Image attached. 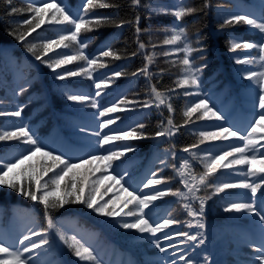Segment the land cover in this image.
Returning <instances> with one entry per match:
<instances>
[{
    "label": "trees",
    "instance_id": "1",
    "mask_svg": "<svg viewBox=\"0 0 264 264\" xmlns=\"http://www.w3.org/2000/svg\"><path fill=\"white\" fill-rule=\"evenodd\" d=\"M105 2L113 6L97 7L86 15L83 8L86 0H11V4L8 0H0V104L10 102L17 105L15 108L0 107V113H5L0 114V133L27 126L43 146V151L61 155L74 164L94 155H107L109 150L121 152L127 145L136 150L125 152L119 159L111 162V168L105 171L104 166L99 172H106L110 177L115 176L117 179L124 175L120 184L129 190L135 189L139 195H151L155 190L167 192L169 189L187 192L182 179L191 182L192 176L198 178L205 171L204 163L208 158L230 151L232 146L243 147V142L236 137L200 143L201 131H212L222 126L238 130L241 135L246 136L250 130L249 127H244L245 109L241 106L239 86L232 83L230 73L227 76L224 74L223 67L228 66L226 63L229 61L224 59V55L231 46V38H249L248 32L244 23L224 25V21L214 17V10L219 6L235 7L242 15L252 17V3L249 0H140L138 5L133 4L132 0ZM53 3L60 4L74 17L82 16L87 20L110 18L108 22L93 24L91 31L82 30L78 36V40L85 44L82 49L84 54L106 65L102 68L94 66L91 77L85 74L66 75L68 71L86 68L85 61L75 60L55 69L48 66L63 56L76 55L79 50L76 42L65 41L69 45L67 48L61 46L49 51L43 56V61L46 62L37 60L27 51L28 46L36 44V54L40 55L43 51L42 44L74 31L73 26L67 23L49 22L55 11L53 8L45 14V22L29 33V28L35 27L39 19L33 20L31 25L23 24V21L35 15L30 11L31 6L42 7L44 4ZM13 7L18 11L10 15ZM181 7L195 8L196 11L177 20L172 13ZM177 26L185 27V42L193 49L201 46L199 50L205 54L198 61H195L194 57L200 56L201 52L196 56V53H193L194 57L191 53L189 57L196 66L206 65L198 74V88L177 87V81L185 75V66L181 63L185 53L178 51L183 44L163 43L165 38L172 34L166 33L165 29ZM137 27L141 29L139 33L136 31ZM13 32L28 33L25 42L10 34ZM139 42L145 44L144 49L139 48ZM108 48L120 58L100 56L101 51ZM164 52H169L170 55L165 56ZM149 56L153 57L150 64L146 59ZM177 57L180 59L177 60ZM145 64H148V76L138 71ZM116 72H121L122 75L116 77ZM61 75L65 78L59 79ZM100 81H107L108 86L102 85L97 89L96 83ZM152 86L164 93L166 104L157 106L158 101L151 92ZM21 88L24 91H21ZM186 91L192 95H185ZM34 94L37 97H34ZM68 95H82L87 99L74 102L67 99ZM201 99H207L209 105L214 106L224 119L192 118L193 122L185 124L187 118L183 116L184 110ZM32 101L35 103L31 107L20 109L21 104ZM93 102L96 107H92ZM145 104L150 106L145 107ZM167 104L172 105L171 113ZM113 105L120 110L106 116L99 115L105 108ZM14 111H21V115L17 117L6 114ZM37 116H41L42 122L33 127L32 120ZM109 118L115 122L108 128L101 129L100 124ZM168 118L173 120L174 125L179 126L178 131L173 129V135L157 137L155 133L162 130V122L163 126H168ZM139 124H143L144 128H138ZM132 129L143 133L144 138L112 141L104 146L99 143L105 134L118 135ZM259 135L257 131V138ZM52 139L55 140L53 145L50 144ZM192 145L198 147L194 148ZM31 147L32 145L25 144L22 140L0 141V164L14 162L15 159L26 155ZM186 148L189 151H184ZM246 154L262 158L264 146L257 144L256 151ZM236 158H239V154H236ZM231 159L233 157L228 158ZM26 161L29 162L25 164ZM26 161L13 169L8 178L15 177L18 183L27 184L30 172L19 175L33 166L32 161ZM40 168L36 166L37 172ZM247 169V165H233L232 168L217 171L212 175L207 181L208 186H200L196 195L206 198L202 216L187 215V210L183 207L186 203L190 204L194 211L198 212L200 209V201L191 197L183 199L169 194L167 199L150 205L144 210L147 213L145 218L149 219L150 223L162 222L165 218L178 221L155 236L137 230L132 235L124 234L120 224L134 222V217H125L122 214L109 217L89 209L83 203L72 202L49 212L55 225L49 228L43 205L6 185H0V243L13 251H23L25 245L30 246L31 242L39 243L41 237L32 235L33 232L47 230L42 236L49 240V244L24 254L25 258L31 256L29 264H173V261L178 264L181 256L186 259L193 258L195 264H255V260L243 259L240 252L244 244L252 247L255 252L261 246L257 241L256 222L259 217L254 213L226 212L224 209L232 202H246L252 203L263 214L264 188H258L254 197L250 190L243 188L228 189L222 193L214 191L215 186L221 183L264 182L261 180L264 173H257L256 176L245 175ZM177 170L183 171L185 176H177ZM153 173L156 174L155 178H163L165 182L145 188L143 185L153 178ZM52 175V172L45 175L42 183L49 181ZM97 180L100 181L98 178L95 181ZM80 182L77 181L78 186ZM93 182L89 180L84 185L83 196L87 198L91 194L103 204L100 198L95 197L96 191H92V188L96 187ZM66 185L75 192L69 180L66 183L61 182L58 194H64ZM49 187L54 186L50 184ZM68 199L71 201L74 196ZM173 210L175 217L172 215ZM197 220L205 227L199 228ZM179 232L200 234L205 243L188 241L185 237L178 236ZM26 235L30 236V241L21 245L19 241ZM61 235L75 237L93 251L96 260H81L75 256L74 251L60 239ZM165 235L171 239H165ZM179 237L182 240H179ZM157 239L165 249L164 252L155 246ZM145 241L153 242V250L139 249L138 245ZM0 258H3V254H0Z\"/></svg>",
    "mask_w": 264,
    "mask_h": 264
},
{
    "label": "snow or ice",
    "instance_id": "2",
    "mask_svg": "<svg viewBox=\"0 0 264 264\" xmlns=\"http://www.w3.org/2000/svg\"><path fill=\"white\" fill-rule=\"evenodd\" d=\"M133 4L138 5L140 3V0H132ZM8 3L11 4V0H8ZM113 5H110L105 2V0H86V4L83 6L84 12L87 15L91 10L99 7V8H107ZM55 9V11L52 13L51 20L49 22L54 21L57 24L67 23L69 25H72L74 28V31H69L68 35H61L57 40H49L41 45V48L43 49L42 53L40 55L36 54L37 45L31 44L27 47V51L32 53L37 60L43 61V56L46 55L49 51L53 50L54 48L63 46L64 48H67L69 45L68 43H65V41H72L76 42L79 45V50L76 55L72 56H63L60 59H57L54 63L48 64L50 68H59L62 65L72 63L75 60H81L85 61L87 67H81L79 71H68L66 73L67 76H77L81 74H85L89 77L92 75L93 67H105L106 65L103 63H98V60L95 58H89L87 57L84 52L83 48L85 47V44L83 41L78 40L79 33L83 31H91L92 25L96 24H102L105 22H108L110 18H96L94 20H87L84 17H74L72 14H70L64 7H62L58 3L53 4H44L42 7H37L35 5L31 6L30 11L33 12L35 15L31 17L29 20L23 21L24 25H31L33 20H37L38 22L35 24V27L29 28V33L32 31H35L36 28H39L41 24L45 22L44 16L50 9ZM18 11L16 8H12L10 11L11 14H15ZM196 11L195 8L190 7H181L179 10L172 13L177 20L182 19L185 15L194 13ZM139 21V17H137V22ZM123 23V22H121ZM233 23H244L247 25H250L260 31V33H264V22H258L254 18H250L247 15H233L229 19H225L224 25H230ZM120 26V25H118ZM223 26V25H222ZM137 33L141 31L139 27L136 29ZM165 32H171L170 37H166L163 43L165 45H177V44H183L182 48H178V51H183L185 53L184 59L181 61V63L185 66L183 71L185 73L184 77L177 81V87H199L200 79H199V73L202 72L203 67H206V65L203 66H196L194 64V61L191 60L189 57L193 51H196L197 49H193L189 46L185 41L187 40L186 35V29L185 27L177 26L172 29H165ZM12 35H16V39L25 42L26 36L28 33L20 32V33H10ZM155 47V45H153ZM243 47L244 49H253V48H259L260 52V60L264 61V37H262L261 42L258 44L254 43H238L233 42L230 50H235ZM139 48L144 49L145 44L143 42H139ZM135 55V53H133ZM163 55L168 56L170 55L169 52H164ZM100 56L102 57H113L115 59H119L120 56L113 52L111 48H108L107 50H103L100 53ZM148 60V63L153 62V57L149 56L146 57ZM254 61L252 60H245L240 61L237 60V63H248L251 64ZM264 67V64L261 65ZM140 74H143L145 76L150 75L148 71V64H145V66L142 69L138 70ZM136 73H133L135 75ZM116 77H119L122 75L121 72L114 73ZM59 79H64L65 77L63 75L58 77ZM249 80H255L256 83L260 85V95L258 96V107L262 110L259 118L255 120V122L250 126V130L248 131L247 135H241L238 130H232L231 128L227 127H218L217 131H201L199 133V136L201 137L200 143H204L205 141H215V140H228L229 137H236L237 139L241 140L243 142V147L239 146H232L230 151H225L221 155L215 156L214 158H208L206 162L204 163L205 171L197 178L195 176L191 177V182H189L188 179H182V182L184 184V187L187 188V192L180 191L177 189L176 191H172L169 189L167 192L155 190L153 194L151 195H139L137 194L136 190L129 191L128 187H125L123 184L120 185L123 192L127 193L128 199L124 202L123 208L120 209V212H123V215L125 217H134V222H123L120 224V227L123 229H135L140 233H150L151 235L155 236L158 232H162L164 229L169 228L170 225H173L175 223H178V221L172 219V218H165L162 220V222H156L155 224L150 223L149 219H146L147 213L144 211L145 209H148L150 205L153 204L154 201L162 198L165 195H173L177 196L183 199H188L191 197L193 200H199L200 201V209L199 211H194L190 204H184L183 207L187 210V215L190 217H197L202 216L203 209H204V203L205 199L204 197H198L196 193L200 190L201 185H207L208 179L214 175L219 168L229 169L232 168L233 165H247V173L245 175H251L256 176L257 173H264V154H261L262 158L257 159L255 156H248L246 153L248 152H254L256 151V145L259 143V140L264 139V136H260L257 138V131L264 133V71L255 72L250 71L246 77ZM107 87L108 82L107 81H100L99 83H96V88L99 89L101 86ZM21 91H24L23 88H21ZM151 92L153 97L156 101H158L157 106L166 104V99L164 96V93H161L156 89L155 86H152ZM97 95H99V92H97ZM185 95H192L191 92H185ZM68 100L74 101V102H82L87 99V97L82 95H68ZM97 105L95 102L92 103V107H96ZM145 107L150 106L149 104H145ZM167 109L171 113L173 111L172 105L167 104ZM120 109L113 105L110 108H105L102 112L99 113L100 116H106L108 113H114L119 111ZM196 113H201L199 116H197V119H204V118H215L217 120H223L224 116L218 111L214 109V106H210L207 99H201L197 103L191 104L190 106H187L186 109L183 112V116L187 119L185 120V124L193 122L192 118ZM5 114V113H0ZM7 115L12 116H20L21 111H14L11 113H6ZM115 121L111 118L106 119L102 124H100L101 129L108 128L109 125L113 124ZM167 127L163 126L162 122V130L155 133L157 137L165 136V135H173L174 131L173 129H176L178 131L179 126L174 125L173 120L171 118L167 119ZM140 129L144 128L143 124H139L137 126ZM99 135V133H97ZM130 138L134 139H140L144 138V134L137 132L135 129L129 130V131H123L118 135H107L105 134L103 138L100 140V145L104 146L109 144L112 141H124L128 140ZM22 140L25 144L32 145L31 148L27 150L26 155H22L20 158L15 159L14 162H8L0 164V185H6L8 188L14 189L18 191L21 195H24L28 198H30L34 202H39L41 205H43L45 216L48 220V227L53 228L55 225L53 224V221L49 215V212L51 210H56L58 208H62L65 204L72 202V203H83L85 204L89 209L94 210L95 212L113 217V216H119L120 212L116 211V202L114 200H108L105 203L101 204L99 203L91 194L85 198L83 196L84 193V183L86 182V177H81V182L78 183L76 181V173L75 169L82 167L84 164H89L90 162H107L105 164V171L108 168L112 167V161L115 159H119L121 156L124 155L127 151H132L133 149L130 146H125L124 150L121 152H115V151H108L107 155H101V156H91L90 160H82L80 164H74L70 162L69 160L64 159L61 155H56L51 151H43V146L39 143L37 138H34V134L31 132V130L27 126H21L16 128L14 131H4L3 133H0V141L4 140ZM192 147H198V145H192ZM184 151H189V149H184ZM40 154L42 157H46L48 160L51 161V164L42 165L40 168V171L37 172L36 166L33 165L30 167V169H26L24 172H21L19 175H24L25 172H30V174L27 177V184L25 183H18L13 177L12 179H9V173L13 171V169H16L17 167H20L24 164L26 160H31L33 157H35L37 154ZM236 154H239V158H236ZM229 157H233V159L228 160ZM228 160V163H223V161ZM259 164L260 167L258 169H254V165ZM187 166V162H185V167ZM58 170V171H57ZM99 170V169H97ZM49 172H52L53 175L49 178V181H45L42 183L43 177L47 175ZM71 174V176L69 175ZM153 178L147 180V183H145L143 186L145 188H149L150 186L159 185L164 183L163 178H155L156 174L153 173ZM176 175L183 178L185 176V173L181 170H177ZM69 177L71 180V188L75 189V192L70 190L68 186H65L64 194L60 195L58 194L60 191V185L62 181H65V178ZM108 177H104V179H107ZM115 183L119 184L121 180L124 179V175H120L119 179L117 177L113 176L111 177ZM261 180L264 181V176L261 177ZM100 183L99 180L94 181L93 184ZM53 185L54 187H49V185ZM260 187L259 184L255 183H248L247 181L240 182V183H221L219 185H216L214 188L215 193H222L225 192V190L228 189H235V188H243L250 190L252 196L254 197L257 193L258 188ZM92 191H98L96 187L92 188ZM80 193V194H76ZM71 201H69L68 197H73ZM210 198V197H209ZM101 199H103V196H101ZM112 205V207H109ZM129 205H133V209H129L127 212H124L125 208H128ZM224 211L226 212H236V213H254L257 217H259V220L261 222H264V214L261 213V211L257 210L256 207L252 203H246V202H232L229 203L227 207H225ZM197 224L199 228H204L205 225L199 220H197ZM191 226V225H189ZM47 230L42 229L40 232H33L32 235L41 237L39 243L31 242L30 246L25 245L23 247V251H13L9 247H6L3 243H0V254H3V258H0V264H29V260H31V256L25 258V253H31L33 249H38L42 245H48L49 240L46 238H43L42 233H46ZM178 236L185 237L188 241L192 242H199V244H204L205 240L202 237V235H191L188 232H179L177 233ZM60 239L63 240V242L74 251L75 256L79 257L81 260H96V256L93 254V251L85 247L84 244L80 243L78 240H76L75 237H66L61 235ZM165 239H171L170 236L165 235ZM25 241H30V236H24L22 240L19 241L21 245L25 244ZM155 246L161 251L164 252L165 249L161 247L159 240L155 242ZM172 246V245H170ZM256 251L259 253L255 260L259 262V264H264V245H261L259 248L256 249ZM182 260H184L185 264H192V261L190 259H186L184 256L180 257ZM173 264H176L175 261H173Z\"/></svg>",
    "mask_w": 264,
    "mask_h": 264
},
{
    "label": "rangeland",
    "instance_id": "3",
    "mask_svg": "<svg viewBox=\"0 0 264 264\" xmlns=\"http://www.w3.org/2000/svg\"><path fill=\"white\" fill-rule=\"evenodd\" d=\"M252 5L250 7V11L252 12V17L250 18H254L256 19L258 22H264V0H249ZM233 15H242L239 10L235 7H225V6H219L214 10V17L225 21V19H229L231 16ZM245 30L248 32L247 36L250 38H239L234 36L233 38H231L230 43L231 46L233 44V42H238V43H254V44H258L259 42H261L262 37H264V33H260V31L250 25L245 24ZM196 46V44H195ZM231 46L229 48L228 51H226L225 55H224V59H228L229 62H227L226 64L228 65L223 66L224 67V74L227 76L228 73L231 74V81L233 84H237L239 86V93H240V99H241V106L243 107V109H245V126H251L255 120H257L261 114V109L258 107V96L260 95L261 89H260V85L258 83H256L255 80H249L247 79V75L250 71H255V72H260V71H264V67H262L261 65L264 64V61L260 60V52H259V48H253V49H244L243 47L239 48V49H235L230 50ZM201 46H197L195 49H197L196 51H193L192 54L196 53V55L200 54V56H197L196 58L193 57L195 59V61H198V59H200L202 56H204L205 54L199 50ZM177 60H179L180 58L177 57ZM237 60L240 61H245V60H252L254 61L251 64L248 63H237ZM210 61V60H208ZM224 64V63H223ZM216 84V83H215ZM34 97H37L36 94H34ZM35 103V101L32 102H28L27 104L20 105V109L22 107L24 108H29L31 107L33 104ZM1 108L3 107L5 109V106L7 107H12L15 108L17 107L16 104H12L10 102H1L0 104ZM19 107V106H18ZM201 113H196L193 116V119L196 120H208L209 118H204V119H197L196 117L199 116ZM41 116H37L35 117L32 121V126H36L40 121ZM214 118V117H213ZM211 118V119H213ZM39 119V120H38ZM37 120V121H36ZM42 122V121H41ZM216 130H212V131H217ZM259 132V131H258ZM260 136H264V133L259 132ZM258 137V138H259ZM230 138V137H229ZM14 140V139H13ZM220 140H215V141H207V142H217ZM55 142L54 139H52L50 141L51 144H53ZM259 145L264 146V139L259 140ZM136 149L133 148L132 151H135ZM257 159H261V158H257ZM87 160H90L87 159ZM30 161H32L33 165L37 166V167H41L42 165H46V164H51V161L48 160L46 157H42L39 153L33 157ZM29 162L26 161L25 164ZM107 162H101V161H96V162H90L89 164H84L82 167H79L77 169H75V173H76V181H81V177H86L87 180L84 183V185H86V183L89 180H93L95 181L97 178L100 179V183L96 184V187L98 189V191H96L95 193V197H98L101 199V196H103V199H101L104 203L108 200H114L116 202V211L120 212V209L123 208V204L124 202L128 199L127 193L123 192V190L120 187V183L117 184L115 183V181H113L110 177V175H107L106 172H99V170L103 169V167L105 166ZM223 163H228L227 160L223 161ZM77 164H80L77 163ZM254 169H258L260 167L259 164H255ZM99 169V170H97ZM205 169V167H204ZM224 168H219L217 171L223 170ZM98 172V174H97ZM71 176V174H69ZM104 177H108L107 179H104ZM65 183L67 181H69V177L65 178ZM69 179V180H68ZM147 183V182H146ZM260 189L264 188V182L260 183ZM132 191V190H129ZM162 191V190H161ZM169 197V195H165L162 198L156 200L153 202V204H158L157 201H163L164 199H167ZM102 202V203H103ZM109 207H112V205H110ZM176 208V207H175ZM129 209H131V205H129L128 208L124 209V212H127ZM120 214L123 215V212H120ZM175 210L172 211V215L174 216ZM175 217V216H174ZM258 224V235H260L261 239L264 240V222H261L259 219L257 220ZM123 229V228H122ZM134 232L136 233L135 229H123V233L124 234H134ZM179 240H182L181 237L178 238ZM176 243V242H175ZM139 249L143 250V251H149V250H153V242H142L141 244L138 245ZM242 251L240 252V254H242V258L246 259V261L249 260H255V257L259 254L257 252H255L253 250L252 247L244 244L242 246ZM241 258V259H242ZM192 261V264H195V261L192 259H190ZM255 264H259L258 261L255 260ZM178 264H185L184 260H178Z\"/></svg>",
    "mask_w": 264,
    "mask_h": 264
}]
</instances>
